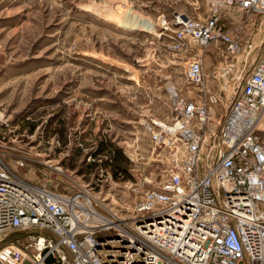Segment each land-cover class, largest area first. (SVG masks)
<instances>
[{
	"label": "rangeland",
	"instance_id": "374dc122",
	"mask_svg": "<svg viewBox=\"0 0 264 264\" xmlns=\"http://www.w3.org/2000/svg\"><path fill=\"white\" fill-rule=\"evenodd\" d=\"M179 13L204 19L211 3L0 0V120L7 119L0 125V148L6 162L18 159L13 170L36 186L60 191L71 189L73 180L88 184L101 212L132 205L156 186L167 163L155 159L146 125L173 120L170 94L193 97L199 89L184 80L196 51L169 37ZM219 15L228 27L242 24L238 31L250 36L254 49L244 70L237 69L240 80L220 76L218 48L201 53V86L221 100L210 112L207 134L220 128L216 118L230 105L224 85L239 86L251 61L264 53L260 15L231 7ZM119 21L129 28H119ZM107 144L120 149L127 175L113 176L109 154L101 150Z\"/></svg>",
	"mask_w": 264,
	"mask_h": 264
},
{
	"label": "built area",
	"instance_id": "2783aa9c",
	"mask_svg": "<svg viewBox=\"0 0 264 264\" xmlns=\"http://www.w3.org/2000/svg\"><path fill=\"white\" fill-rule=\"evenodd\" d=\"M209 1L207 18L179 13L173 20L169 37L196 51L184 80L199 89L193 97L170 94L173 120L146 125L155 159L167 163L161 181L132 205L101 212L88 184L73 180L68 191L36 186L0 148V264H264V53L239 86L224 85L231 102L216 118L220 128L208 134L210 112L221 100L201 86V53L210 45L219 49L218 73L229 80H240L237 69L244 70L254 49L238 31L242 24L228 27L220 11L231 7L264 20V0Z\"/></svg>",
	"mask_w": 264,
	"mask_h": 264
},
{
	"label": "trees",
	"instance_id": "16d2710c",
	"mask_svg": "<svg viewBox=\"0 0 264 264\" xmlns=\"http://www.w3.org/2000/svg\"><path fill=\"white\" fill-rule=\"evenodd\" d=\"M33 128H34V125L33 124L30 125V130H32ZM103 149L107 150V152L109 154L110 167H111L113 176L115 177L116 174H118V173H120V174L123 173V174L127 175L126 165H125V162H123V157H122L120 149L111 145V144H107L106 146L103 145L101 150H103ZM17 173L19 174V172H17ZM50 189L51 190H53V189L57 190L54 187L50 188ZM57 191H60V190H57Z\"/></svg>",
	"mask_w": 264,
	"mask_h": 264
},
{
	"label": "water",
	"instance_id": "95a60500",
	"mask_svg": "<svg viewBox=\"0 0 264 264\" xmlns=\"http://www.w3.org/2000/svg\"><path fill=\"white\" fill-rule=\"evenodd\" d=\"M16 232H17V233H21V234H22V233H26V234L31 233L30 231H16ZM41 232H43V233L49 235V236L52 237L53 239H56V236H55V235H53L52 233H50V232H48V231H46V230H43V231H41ZM62 248H63L64 252L66 253L68 260L71 262V261H72V260H71V254H70L69 250H68V249L66 248V246H64V245H62ZM47 260H49V258H47Z\"/></svg>",
	"mask_w": 264,
	"mask_h": 264
},
{
	"label": "bare ground",
	"instance_id": "6f19581e",
	"mask_svg": "<svg viewBox=\"0 0 264 264\" xmlns=\"http://www.w3.org/2000/svg\"><path fill=\"white\" fill-rule=\"evenodd\" d=\"M109 20V19H108ZM129 24H127L126 23V21L124 22V21H119V28H126V29H128L129 28V26H128ZM130 28H132V27H130ZM263 121H264V115H263V118L261 119V121H260V123H259V126L260 127H263Z\"/></svg>",
	"mask_w": 264,
	"mask_h": 264
}]
</instances>
